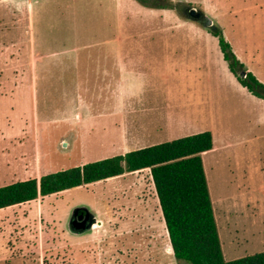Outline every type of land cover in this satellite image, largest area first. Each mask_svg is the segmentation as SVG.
<instances>
[{
  "label": "rangeland",
  "instance_id": "rangeland-1",
  "mask_svg": "<svg viewBox=\"0 0 264 264\" xmlns=\"http://www.w3.org/2000/svg\"><path fill=\"white\" fill-rule=\"evenodd\" d=\"M192 8L219 29L237 73L264 86V0H0V187L210 132L218 152L202 162L223 259L264 252V99L240 85ZM119 44L129 61L169 68L123 83L124 106L169 107L152 121L165 126L121 136L94 74L96 93H84L81 67L94 72ZM152 188L145 169L4 208L0 264H182ZM77 209L100 225L72 231Z\"/></svg>",
  "mask_w": 264,
  "mask_h": 264
},
{
  "label": "trees",
  "instance_id": "trees-1",
  "mask_svg": "<svg viewBox=\"0 0 264 264\" xmlns=\"http://www.w3.org/2000/svg\"><path fill=\"white\" fill-rule=\"evenodd\" d=\"M211 33L218 37L228 69L240 85L255 97L264 99L263 85L250 73H246L244 78L237 73L240 64L219 29L215 28ZM212 148L211 133L202 132L82 167L50 173L38 180L11 183L0 187V210L148 169L172 254L177 261L182 264H264V252L231 261L223 259L202 162V154Z\"/></svg>",
  "mask_w": 264,
  "mask_h": 264
},
{
  "label": "crops",
  "instance_id": "crops-1",
  "mask_svg": "<svg viewBox=\"0 0 264 264\" xmlns=\"http://www.w3.org/2000/svg\"><path fill=\"white\" fill-rule=\"evenodd\" d=\"M130 45L133 46L132 44H130ZM116 47L117 46H115V50L112 51V52H114V54L100 55L99 57L96 58L97 60L95 62L98 63V66L96 67L94 72H93L94 69H90V72H88L89 68L81 67L79 72L82 73L84 79L87 78L85 80H82V84L85 86L84 93L90 94V95L96 93V91L90 90V85H89V81H88V78L91 77L92 74H94L95 78H93V80H94L93 85L95 87L99 88L100 108L105 111L106 116L116 118L113 126H115L116 128H119V133L121 134V136L124 135V133L122 131L123 128H128L127 126L132 127V128L137 127L136 133H139L140 131L144 132V133H148L149 132L148 127H150V126L151 127L165 126V125L160 126L159 124L153 125L154 122L152 123V121L158 119L157 116L163 117L164 120L169 118V116H170L169 107H167V110H166V108H164L165 106H162V107H157V106L144 107L141 105L139 109H135V107L132 105L124 106V98L123 97H124V95L128 94L127 93L128 90L126 91L124 89L123 83H124V79L129 80L130 77H133V76H136L137 78H141V77L153 78L154 74H155L158 79H161L162 76H165V74H164L165 70H169V68L168 69L162 68V71H161V69L154 70V67L150 66L149 63H141V62H136L134 60L129 61L131 56L130 57L123 56V54L121 53V44L118 45V51H117ZM169 72H170V70L168 71V73ZM124 74L128 75V77L124 78L125 77ZM77 78L78 77L76 76V80H77ZM98 80H99V82H98ZM97 82H98V84H97ZM163 83L166 84L165 82H163ZM134 98L137 99L136 97H134ZM134 98L130 97V99H134ZM88 108L90 111L92 110L90 105ZM142 118L146 121L145 124L140 123V120ZM143 125H145V126H143ZM141 126H143V127H141ZM216 152H218V148H216L215 144H213L212 150H210L206 153H203L202 157L204 155L206 156V154L216 153ZM130 174H132V173H130ZM152 187H153L152 189H153V194H154L155 189H154L153 183H152ZM154 196H155L154 208L156 209L155 210L156 212L154 211V217H156V218L159 217L161 219V221L164 225L165 233H166L167 238H168V234H167V231L165 228L164 220L162 217V213H161V209L159 206L158 199L156 197V193ZM11 207H13V206H11ZM1 210H4V209H1ZM95 219H96V217H95ZM96 222H97V226L100 225V222H98L97 219H96ZM91 230H88V231H91ZM88 231H86V232H88ZM169 247L171 250L170 243H169Z\"/></svg>",
  "mask_w": 264,
  "mask_h": 264
},
{
  "label": "water",
  "instance_id": "water-1",
  "mask_svg": "<svg viewBox=\"0 0 264 264\" xmlns=\"http://www.w3.org/2000/svg\"><path fill=\"white\" fill-rule=\"evenodd\" d=\"M187 14L190 20L201 23L205 28H210L211 30L215 29V27L212 26L211 21L208 20L207 17L202 12L192 8L187 11ZM240 77L244 78L245 73L241 72ZM79 212H81V215L78 217V220L75 221L76 229L78 232H86L88 230L97 227V222L95 217L90 215V213L84 209L75 210L70 218V221L72 220L73 217H76Z\"/></svg>",
  "mask_w": 264,
  "mask_h": 264
},
{
  "label": "flooded vegetation",
  "instance_id": "flooded-vegetation-1",
  "mask_svg": "<svg viewBox=\"0 0 264 264\" xmlns=\"http://www.w3.org/2000/svg\"><path fill=\"white\" fill-rule=\"evenodd\" d=\"M81 215V212H79L77 214L76 217H73L72 220L70 221L69 220V227L72 231H75V232H78L77 229H76V224H75V221L78 220V217ZM71 218V217H70Z\"/></svg>",
  "mask_w": 264,
  "mask_h": 264
}]
</instances>
